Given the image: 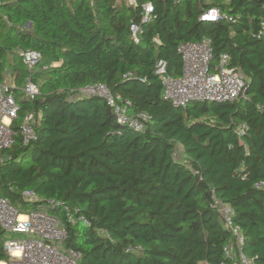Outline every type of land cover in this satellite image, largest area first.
<instances>
[{
  "label": "trees",
  "instance_id": "trees-1",
  "mask_svg": "<svg viewBox=\"0 0 264 264\" xmlns=\"http://www.w3.org/2000/svg\"><path fill=\"white\" fill-rule=\"evenodd\" d=\"M153 1L158 16L136 43L130 24L139 10L126 0H0V77L11 72L20 115L33 112L38 133L0 152V193L25 209L36 205L26 189L79 208L91 226L65 224L80 264H220L233 236L215 194L243 230L237 252L264 264V188L256 187L264 181V35L254 36L264 0ZM210 6L232 20H201ZM206 36L215 59L229 53L244 74L246 94L175 106L163 97L157 62L178 77L179 44ZM28 49L43 54L31 70ZM29 76L40 87L35 99L20 90ZM95 82L147 113L144 130L119 124L103 98L79 94ZM5 237L0 226V259Z\"/></svg>",
  "mask_w": 264,
  "mask_h": 264
},
{
  "label": "built area",
  "instance_id": "built-area-1",
  "mask_svg": "<svg viewBox=\"0 0 264 264\" xmlns=\"http://www.w3.org/2000/svg\"><path fill=\"white\" fill-rule=\"evenodd\" d=\"M126 1L139 10V20L133 19L130 24L131 37L139 43L142 24L158 16L155 4L153 0ZM201 20L231 21L232 17L220 7L210 6L203 10ZM263 35L264 20L254 36L261 38ZM178 51L183 60L182 73L178 77L169 73L166 60L160 59L156 65V72L163 84V97L173 105L186 107L194 101L234 102L246 94V77L232 66L229 53L224 52L215 59L211 38L206 36L198 41L181 42ZM22 56L30 70L43 59V54L35 49L22 51ZM43 68L48 66L44 65ZM15 88L11 72L6 70L5 77H0V152L13 147L19 140L26 145L38 139L35 114L27 112L21 117V104ZM20 90L29 99H35L41 93L39 85L30 76ZM79 94L103 98L112 108L117 122L136 131L144 130L150 119L145 112H131L130 100L112 92L103 82L88 84L80 88ZM245 130L246 126L242 124L238 132L242 135ZM256 187L264 188V181L256 183ZM21 195L36 205L27 210L0 193V226L6 233L3 246L7 255V258L0 259V264H80L81 252L66 245L68 229L65 220L91 226L90 219L79 208H72L56 198L45 199L32 189L24 190ZM212 205L221 213L225 228L233 236V241L224 246L225 260L220 264H229V260L235 262L236 258L241 264H256L243 250L237 252V248L242 249L246 239L241 226L235 222L234 208L215 194Z\"/></svg>",
  "mask_w": 264,
  "mask_h": 264
},
{
  "label": "rangeland",
  "instance_id": "rangeland-1",
  "mask_svg": "<svg viewBox=\"0 0 264 264\" xmlns=\"http://www.w3.org/2000/svg\"><path fill=\"white\" fill-rule=\"evenodd\" d=\"M30 208H28L27 210H29ZM18 236H20V237H23L24 235H18Z\"/></svg>",
  "mask_w": 264,
  "mask_h": 264
}]
</instances>
